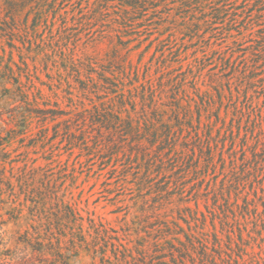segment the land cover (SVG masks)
Instances as JSON below:
<instances>
[{
	"label": "rangeland",
	"instance_id": "rangeland-1",
	"mask_svg": "<svg viewBox=\"0 0 264 264\" xmlns=\"http://www.w3.org/2000/svg\"><path fill=\"white\" fill-rule=\"evenodd\" d=\"M0 135V264H264V0H0Z\"/></svg>",
	"mask_w": 264,
	"mask_h": 264
},
{
	"label": "trees",
	"instance_id": "trees-1",
	"mask_svg": "<svg viewBox=\"0 0 264 264\" xmlns=\"http://www.w3.org/2000/svg\"><path fill=\"white\" fill-rule=\"evenodd\" d=\"M52 115V119L55 118L56 116V112L52 111L51 113ZM129 122H127L128 124ZM3 137L0 135V140H2ZM9 139H6V141H8ZM3 142H0V145H2ZM4 153H6L5 151H3L1 153L0 156V164H2L3 162H5L6 157H4ZM12 161H15L14 159H10L8 162L11 163ZM13 167V166H11ZM17 171H16V179L20 188V192L25 193V195H28L31 197V200H35L33 198V195H31L34 191V188H30V189H26L29 187L30 182L29 180H31V178H33V175L36 173V169L34 167H27L26 164H23L22 166H17L16 167ZM43 177L42 178H47V175H45V173H43ZM48 183V181H47ZM49 185L47 184L45 189L46 192H44L45 194H47L48 190H50V188L48 187ZM24 187V188H23ZM52 194L53 191H51ZM51 198V194L49 196ZM56 200V196L53 197ZM55 208L58 205V203H56L55 201ZM57 212L56 210L52 212V215L54 216L55 220L56 217L57 218H65L66 220H68L70 222V238L69 241L74 245V243L77 241L78 243L81 241L85 242V237L82 234V228H81V224L77 223V216H76V212L73 211V209L70 208V206H66L63 204H60V207L57 208ZM61 209H63L64 212H61ZM60 214V215H59ZM89 220V227L93 229V231L95 233H98V231L100 230L99 228L95 227V222L93 221V219H88ZM56 222V221H55ZM100 228L103 229V231H105V228L103 227V224L99 223L98 224ZM78 229V230H74V229ZM101 229V230H102ZM49 227L47 226L46 231H49ZM59 241V238L57 239ZM35 244H37L38 246H42V242L40 241H36ZM33 249H35V247H32ZM39 250V249H37ZM60 255V253H58ZM2 262L3 264H25V259H24V254H21L20 252H15L12 251L10 253H6L4 257H2Z\"/></svg>",
	"mask_w": 264,
	"mask_h": 264
}]
</instances>
